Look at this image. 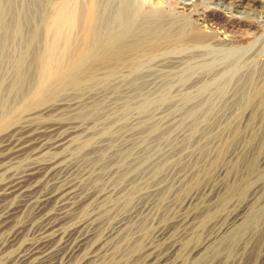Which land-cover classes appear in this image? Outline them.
Segmentation results:
<instances>
[{
	"label": "bare ground",
	"instance_id": "obj_1",
	"mask_svg": "<svg viewBox=\"0 0 264 264\" xmlns=\"http://www.w3.org/2000/svg\"><path fill=\"white\" fill-rule=\"evenodd\" d=\"M208 1V7L193 13L192 2L185 0L179 12L173 14L164 6L157 12L145 11L141 0H0V254L10 252L0 264H97L100 256L111 248L109 242L118 236L114 249L119 248L123 239L130 250L134 237L131 240V229L127 226L132 212L120 214L105 229H98L99 215L92 207L104 208L114 189L100 185V170L92 176L94 187H98L86 189L81 177L87 172L79 169L69 155L85 153L96 144L97 137L111 134L113 120L105 110V100H101L104 96L97 98L99 95L93 89H107L118 77L133 78L127 83L135 86L139 101L133 104L132 95L124 96L120 113L116 109L117 118L132 108L144 113L170 99L168 91L149 92L139 84L140 71L160 56L162 47L171 44L178 50L175 53H181L188 51L189 44V48L195 47L203 55L218 53L222 58L221 69L210 79L197 82L195 95L199 99L185 112V117L192 119L193 132L214 109L215 95L225 94L234 80L244 81L238 109L252 103L264 105L263 92L253 90L254 60L248 59L247 46L236 44V34L242 26L259 23L264 27V14L252 13L255 3L264 8V0ZM252 14L258 19H251ZM193 22L210 25L213 33L198 35L194 27L188 29ZM201 65L211 70L215 63L209 59ZM250 65L254 66L249 68ZM190 68L193 66L186 64L179 82L188 79ZM164 84L169 89L172 80ZM193 95L184 92L183 100L189 102ZM55 113L69 118L45 120V116ZM91 120L102 121L103 129L96 133L86 131L87 125L84 126ZM142 129L159 132L167 138L173 131V128L162 129L157 121L150 119ZM109 146L107 143L101 146L93 160L100 168L115 171L117 185L129 176L138 175L153 157L149 152L128 166L133 150L120 148L118 152L115 150L116 158L108 159ZM219 156L217 153L212 162ZM169 160L156 163L151 172L159 174ZM20 163H24L22 168L17 167ZM191 174L195 177L198 171ZM183 177L178 178L184 180ZM131 183L126 192H121L124 205L134 202L142 190L138 181ZM247 184L229 187L223 201L242 192ZM148 207L143 203L137 210L145 212ZM256 216L252 210L250 221L255 222ZM185 217L188 220V215ZM36 219L39 225L34 229ZM243 225L247 221L243 220ZM31 230L34 237L28 235ZM225 236L220 239L221 245L224 241H234V236ZM151 253L157 264H164L168 258L155 251Z\"/></svg>",
	"mask_w": 264,
	"mask_h": 264
},
{
	"label": "rangeland",
	"instance_id": "obj_2",
	"mask_svg": "<svg viewBox=\"0 0 264 264\" xmlns=\"http://www.w3.org/2000/svg\"><path fill=\"white\" fill-rule=\"evenodd\" d=\"M141 1L145 11L157 12L164 6L171 13L177 14L185 0ZM190 1L193 13L208 7L210 3L208 0ZM258 5L260 3H255L252 13L263 15L264 8ZM256 15L252 14L249 17L258 19ZM204 24L199 25L193 22L189 24L188 29L194 27L200 36L213 33L211 26ZM263 33L264 27L258 23L244 25L236 34L238 35L236 44L247 46L245 53L249 56L248 59L254 60L256 68L253 74V90L259 89L263 92L261 99H264ZM259 37L260 39L255 42ZM190 46L188 44L187 52L181 53H175L178 50L171 44L164 46L159 51L160 56L148 62L140 71L141 87L149 92L159 90L160 93L168 91L170 94L167 102L157 103L144 113L132 108L125 116L115 117L118 115H115L116 111L123 105L124 96L132 95L133 104L139 101L140 95L135 93V86L127 83L128 80L133 79L132 77L127 80L118 77L119 79L115 78L114 84H109L107 89L92 90L99 95L97 98L104 96L101 100H105L103 101L107 104L105 110L109 119L113 120L111 134L98 135L93 147H89L84 151L85 153L83 151L77 155L70 153L69 158L78 163L79 169L87 172L83 175L84 177H81L82 185L86 189L98 187H94L92 176L100 171L102 173L100 185L114 189L109 196L111 199L105 202L106 206L103 205L104 208L92 207L99 215L98 229H105L120 214L130 215L132 212L127 227L131 229V240L134 237L129 251L128 243H123V239H121L120 249L115 250L114 242L119 241V236L115 238L116 240L112 239L111 243L109 242V248H111L100 256L97 264H157L152 251L168 257L164 260V264H264V105L252 103L243 109H238L242 102L241 88L244 81L239 83L238 80H234L225 94L215 95L214 109L208 112L206 119L193 132L192 119L186 118L185 112L189 105L199 99V96L195 95L197 82L210 79L216 70L222 68L223 61L218 53L203 55L197 48H189ZM188 57H191L189 62ZM206 59L215 63L211 70L201 65L207 61ZM186 64L192 65L193 68H190L188 72V79L181 83L179 78L186 72ZM253 66L250 65L249 68ZM243 73L247 75V71ZM9 77L10 79L13 77V72ZM168 79L172 80V87L166 89L164 83ZM188 91L194 95L191 101L185 102L183 93ZM64 96L66 95L61 97ZM105 97L107 98L104 99ZM57 113L50 117L45 116V120L69 118V115ZM149 119L150 122L157 121L164 130L173 128L172 133L167 138L159 132L150 133L143 130V124L146 125ZM91 121H88V124L82 122L83 125L86 123L84 128L87 125L86 131L95 130L96 133L103 129L102 121L96 120L97 123L95 120V122ZM89 123L92 124L93 129ZM233 129H235L234 133ZM106 143L111 148H109L108 159L116 158L117 150L120 148L133 150L128 166L149 152L153 154V157L139 170L138 175L129 176L127 181L117 185L115 171L107 169L106 166V169H102L101 166L99 167L100 164L96 165L93 160L99 152L98 149L102 148L101 146L104 147ZM217 153L218 156L220 153L218 160L212 162ZM164 159H170L169 163L159 174H153L151 170L153 171L156 163ZM252 164L255 165L254 170H252ZM23 166L24 163H20L17 167ZM192 169L198 171L197 176L194 177L193 173L191 174L196 171ZM89 171L95 173L91 174ZM178 177L181 179L183 177L184 180ZM132 181H138L142 190L134 202L124 205L120 198L122 193L132 185ZM245 182L248 184L242 192L223 201L229 187L235 188ZM203 188L206 190L204 191ZM117 190H120V193ZM109 203L111 206L107 205ZM143 203L148 204L149 207L147 211L139 212L137 208L140 209L139 206ZM244 206L245 212L242 209ZM92 209L90 211H93ZM252 210L257 213L255 222L250 221L251 218H249ZM187 215L188 220L185 221ZM36 220L34 229L39 225V220ZM243 220L247 221V225H243ZM28 235L34 237L33 231L31 230ZM227 235L234 236V241H224L221 245L220 239L223 236L228 237ZM9 255L10 252L1 253L0 262ZM100 260L101 263H99Z\"/></svg>",
	"mask_w": 264,
	"mask_h": 264
}]
</instances>
